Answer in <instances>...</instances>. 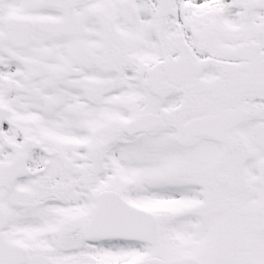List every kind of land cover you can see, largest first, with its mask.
I'll use <instances>...</instances> for the list:
<instances>
[{"label":"snow or ice","instance_id":"obj_1","mask_svg":"<svg viewBox=\"0 0 264 264\" xmlns=\"http://www.w3.org/2000/svg\"><path fill=\"white\" fill-rule=\"evenodd\" d=\"M0 264H264V0H0Z\"/></svg>","mask_w":264,"mask_h":264}]
</instances>
